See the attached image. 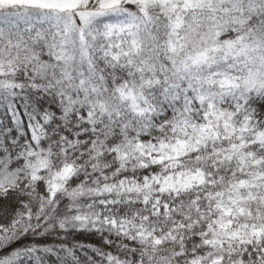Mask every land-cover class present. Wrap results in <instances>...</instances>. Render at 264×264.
<instances>
[{
	"label": "snow or ice",
	"instance_id": "6c2138e0",
	"mask_svg": "<svg viewBox=\"0 0 264 264\" xmlns=\"http://www.w3.org/2000/svg\"><path fill=\"white\" fill-rule=\"evenodd\" d=\"M0 264H264V0H0Z\"/></svg>",
	"mask_w": 264,
	"mask_h": 264
}]
</instances>
